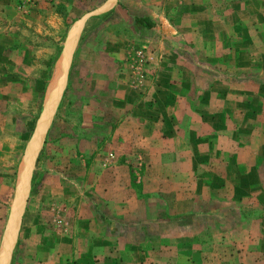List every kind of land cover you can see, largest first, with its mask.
Here are the masks:
<instances>
[{"label":"crops","instance_id":"crops-1","mask_svg":"<svg viewBox=\"0 0 264 264\" xmlns=\"http://www.w3.org/2000/svg\"><path fill=\"white\" fill-rule=\"evenodd\" d=\"M28 1L0 0V54L8 58L13 21L41 19V2ZM140 7L131 27L145 54L160 61L145 112L187 117L174 127L164 123L174 133L160 140L165 146L173 138L175 154L164 152L161 164L151 158L146 167L152 191L178 196L174 214L157 215L150 200L54 202L64 207L65 228L48 230L37 222L41 205L30 202L17 236L29 250L20 264H264V120L255 110L264 99V0H152ZM138 18L152 25L139 27ZM4 67L0 60V100L15 89ZM150 121L147 127L159 129ZM2 167L0 190L9 199ZM118 174L110 172L115 186ZM56 186L50 193L61 199ZM10 207L0 198V251Z\"/></svg>","mask_w":264,"mask_h":264},{"label":"rangeland","instance_id":"rangeland-1","mask_svg":"<svg viewBox=\"0 0 264 264\" xmlns=\"http://www.w3.org/2000/svg\"><path fill=\"white\" fill-rule=\"evenodd\" d=\"M39 1V23L24 26L13 21L12 26L18 27L4 41L9 58L0 54L5 75L11 73L10 84L15 87L9 90V98L4 91L0 100V166L8 170L3 181L11 191L8 199L6 188L1 189L0 198L11 204L19 183L23 185L17 206L22 212L13 227L8 264H20L23 252L29 251L21 247L17 236L30 202L41 205L39 226L55 230L65 228L66 212L54 202L77 204L105 196L144 205L150 200L158 205L157 215L171 218L178 197L152 191L146 172L149 159L161 164L164 152L177 150L179 144L173 138L165 146L160 139L174 133L169 125L174 127L186 117L156 109L152 110L157 114L145 112L153 104L147 94L160 61L145 54L144 43L131 27V12L152 0H112L103 12L98 10L109 0ZM68 45V65L51 95L54 73ZM49 97L50 110L42 118ZM170 108L173 113L175 109ZM255 110L264 120V99ZM148 121L159 129L147 127ZM114 170L121 173L118 186L110 175ZM56 183L69 194L62 191L61 199L54 198L50 191L57 188ZM3 211L0 208V216ZM245 213L251 214L236 212L238 217Z\"/></svg>","mask_w":264,"mask_h":264},{"label":"water","instance_id":"water-1","mask_svg":"<svg viewBox=\"0 0 264 264\" xmlns=\"http://www.w3.org/2000/svg\"><path fill=\"white\" fill-rule=\"evenodd\" d=\"M112 0H109L108 2H106L104 4V6H101L100 9L98 10L99 12H103L108 4L111 2ZM68 49H69V45L67 46V48H65L63 54L65 55L64 57V60L60 62L59 64V68H60V72H59V75H58V78H57V82L59 81V79H63V76H64V73H65V70H66V67L68 65L67 61L69 59V52H68ZM56 82V83H57ZM54 95V94H53ZM50 100H51V97H49L48 101L46 102V105L45 107L43 108V116L42 118L44 117V115L50 110ZM40 118L41 120V123L40 125L42 124V121L43 119ZM31 159L32 157H29L28 161H27V164H26V173H28V169L30 167V164H31ZM25 172V170H24ZM22 189H23V185L19 183V186L15 192V196H14V199L11 203V207H10V210H11V216L10 218L8 219V230H7V238H6V243L4 245V249L3 250L1 248V251H0V264H8V261H9V258H10V251H11V244H12V241H13V227H14V224L16 223L17 219L20 218L21 216V207H17L18 204H19V198L21 196V192H22Z\"/></svg>","mask_w":264,"mask_h":264},{"label":"bare ground","instance_id":"bare-ground-1","mask_svg":"<svg viewBox=\"0 0 264 264\" xmlns=\"http://www.w3.org/2000/svg\"><path fill=\"white\" fill-rule=\"evenodd\" d=\"M64 57H65V55L62 56V58H61L62 61L64 60ZM59 72H60V68L58 67V68L56 69L55 73H54V80H53V85H52L51 95H52V93L54 92V90H56L55 86L58 85V84L55 85V83L57 82V78H58Z\"/></svg>","mask_w":264,"mask_h":264},{"label":"trees","instance_id":"trees-1","mask_svg":"<svg viewBox=\"0 0 264 264\" xmlns=\"http://www.w3.org/2000/svg\"><path fill=\"white\" fill-rule=\"evenodd\" d=\"M145 22H146V18H138V19H134V24L137 25V26H139V27H143V28L146 27V28H147V26L149 27V26L152 25V24H151V25H150V24L147 25ZM142 23H143L144 25H143Z\"/></svg>","mask_w":264,"mask_h":264}]
</instances>
